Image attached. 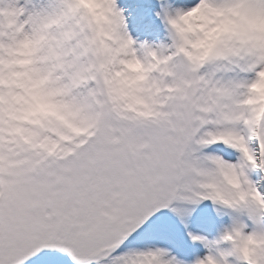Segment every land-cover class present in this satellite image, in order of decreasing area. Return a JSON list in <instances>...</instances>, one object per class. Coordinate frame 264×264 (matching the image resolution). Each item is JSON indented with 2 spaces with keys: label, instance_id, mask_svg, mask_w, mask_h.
Returning a JSON list of instances; mask_svg holds the SVG:
<instances>
[{
  "label": "snow or ice",
  "instance_id": "6c2138e0",
  "mask_svg": "<svg viewBox=\"0 0 264 264\" xmlns=\"http://www.w3.org/2000/svg\"><path fill=\"white\" fill-rule=\"evenodd\" d=\"M163 21L153 45L116 0L103 24L88 0H0V264H186L152 218L203 201L228 223L187 233L205 250L188 264H264V0H183ZM133 57L136 108L117 89Z\"/></svg>",
  "mask_w": 264,
  "mask_h": 264
},
{
  "label": "rangeland",
  "instance_id": "374dc122",
  "mask_svg": "<svg viewBox=\"0 0 264 264\" xmlns=\"http://www.w3.org/2000/svg\"><path fill=\"white\" fill-rule=\"evenodd\" d=\"M152 18H154V21L156 20L154 15H152ZM155 24H159L158 19L155 21ZM159 32H162V30H159ZM146 34L148 35V33ZM159 34L160 33L151 34L147 38L152 41L154 37L159 36ZM161 43H168L167 37H164L159 44ZM171 207H181L190 210L189 213L184 216L183 223H181L180 218L170 210ZM152 219L157 225L155 233L156 242L170 249L171 253L174 254L177 259L185 261L186 264L194 259L193 253L200 245L199 242L195 243L190 240L187 235L188 232L195 234L194 229L206 230V233L209 235V240H211L216 236L221 225H226L228 223L227 217L218 216V214L213 211V206L209 201H203L197 205L178 204L177 202H173L169 208L161 209ZM42 256L43 259L36 258L27 261L26 264H71V261L66 255L58 252H45L42 253Z\"/></svg>",
  "mask_w": 264,
  "mask_h": 264
},
{
  "label": "clouds",
  "instance_id": "9594fccd",
  "mask_svg": "<svg viewBox=\"0 0 264 264\" xmlns=\"http://www.w3.org/2000/svg\"><path fill=\"white\" fill-rule=\"evenodd\" d=\"M89 7L92 9L94 15L96 16L97 22L103 24L105 16L108 14V4L109 0H88ZM200 19L198 14H191L184 18L182 21V27L186 29H191L196 21ZM194 51L190 55L196 59L201 57L206 53V45L203 43H197L193 45ZM26 54V53H25ZM125 71L124 75L117 82V89L121 95L126 99L128 107H142L143 101L134 94V92L127 87L130 84H134L136 81L143 78L144 68L140 62L133 57L132 59L125 62ZM252 241H245L243 243V248L245 251L248 250L249 245Z\"/></svg>",
  "mask_w": 264,
  "mask_h": 264
},
{
  "label": "bare ground",
  "instance_id": "6f19581e",
  "mask_svg": "<svg viewBox=\"0 0 264 264\" xmlns=\"http://www.w3.org/2000/svg\"><path fill=\"white\" fill-rule=\"evenodd\" d=\"M116 2H118L116 0ZM122 5H118L124 17L126 31L133 40L140 42H148L150 44H159L162 38H154L152 41L146 39L144 34L148 31L152 23L151 15L158 17L164 16V11L170 13L181 5L183 0H121ZM156 31V30H155ZM167 28L164 29V36L167 37ZM197 256H202L201 254Z\"/></svg>",
  "mask_w": 264,
  "mask_h": 264
}]
</instances>
